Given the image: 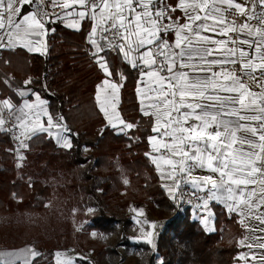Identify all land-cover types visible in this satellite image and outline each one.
I'll return each mask as SVG.
<instances>
[{
  "label": "snow or ice",
  "instance_id": "6c2138e0",
  "mask_svg": "<svg viewBox=\"0 0 264 264\" xmlns=\"http://www.w3.org/2000/svg\"><path fill=\"white\" fill-rule=\"evenodd\" d=\"M28 5L34 10L24 12ZM257 5L264 9V0H253L251 9L238 0H176L175 4L169 0H0V48L14 47L19 42L30 51H46L39 38L50 31L46 24L54 22L52 15L58 20L76 17L68 26L77 29L79 21H94L89 40L96 49L93 56L106 76L126 78L99 55L105 47L116 51L140 74V110L144 116L154 118L152 131L157 135L150 137L149 142L153 151L160 153L151 159L161 171V178L172 181L165 187L173 199L181 183L190 184L193 195L203 201L206 210L211 200L223 203L229 212L239 214L240 223L247 230L264 232V228L245 224V220L254 219L264 225V212L260 211L264 208V11L257 13ZM49 8H59L62 15L50 13ZM233 9L236 15L246 17L244 22L228 19ZM177 11L183 14L184 23H180V16H173ZM254 19L259 26L250 23ZM207 32L227 39L216 40L203 34ZM169 33L175 35L171 43ZM98 34L107 41L106 46L98 42ZM241 36L248 38L240 39ZM237 43L247 45L254 55L242 47H229ZM217 52L222 53V58L208 59ZM226 64L239 65L240 74L223 67L219 72L212 71L214 66ZM204 72L211 75L198 74ZM253 85L260 90L254 91ZM121 87L123 84L105 79L98 93L110 90V94L104 100L98 94L97 101L110 126L118 123L123 126L121 131L131 130L135 125L122 119L117 111ZM25 94L20 92L21 96ZM36 99L37 104L25 101L24 105L29 110L39 109L30 128L27 113L21 109L16 116L17 126L24 129L22 134L46 132L52 136L53 128L70 131L66 125L54 122L46 101L39 95ZM0 104L13 108L9 100ZM41 115L47 116L46 126ZM5 122L0 118V130ZM55 135L63 147H72L59 131ZM21 146L27 147L23 141ZM162 165L168 167L166 174ZM197 168L210 174L194 176ZM146 236L147 242L152 243V233ZM256 239L261 242L240 243L264 249V237ZM252 259L257 257L253 255ZM260 260L264 264V254Z\"/></svg>",
  "mask_w": 264,
  "mask_h": 264
},
{
  "label": "trees",
  "instance_id": "16d2710c",
  "mask_svg": "<svg viewBox=\"0 0 264 264\" xmlns=\"http://www.w3.org/2000/svg\"><path fill=\"white\" fill-rule=\"evenodd\" d=\"M48 28L52 33L46 54L3 51L0 100L10 98L18 104L15 92L29 87L47 102L53 120L70 129L67 134L72 147L60 146L47 133H39L27 140L24 164L19 169L12 140L0 130V217L52 213L61 205L84 213L88 208L94 211L84 229L68 227L46 240L41 238L38 224L16 222L11 217L0 226V245L19 249L31 244L44 256L33 264H56V251L81 242L97 263L79 259V264H100L107 258L116 262L120 257L117 249L131 247L133 220L126 209L135 202L171 216L157 236L150 264H155L156 256L161 264H235L243 251L239 240L244 228L238 218L221 205L211 204L215 231L209 233L190 211H180L177 195L173 199L162 185L150 156L153 118L141 113L136 96L138 70L118 53L102 52L109 67L126 77H111L123 84L122 119L135 125L121 134L107 123L96 102L97 87L105 74L87 42L90 25L85 21L79 31H72L55 22ZM18 55L25 56V67L11 62L5 65L9 57ZM6 70L12 75L7 83L2 79ZM28 80L31 83L26 85ZM86 150H90L89 155ZM92 232L114 235L117 240L110 248L100 240L90 241Z\"/></svg>",
  "mask_w": 264,
  "mask_h": 264
},
{
  "label": "rangeland",
  "instance_id": "374dc122",
  "mask_svg": "<svg viewBox=\"0 0 264 264\" xmlns=\"http://www.w3.org/2000/svg\"><path fill=\"white\" fill-rule=\"evenodd\" d=\"M60 11L58 12L59 14ZM52 17H54V20L56 19L55 15H52ZM37 111H39V109L37 108L31 110L29 113L30 118L35 119L34 114ZM15 116H17L16 113ZM45 118H47V116L41 115L40 117L42 122L43 119ZM44 124L46 126L47 121ZM18 130L19 132L22 131L21 129ZM52 130H57L55 133L59 131L60 135L64 136L69 140L67 132L60 131L56 128H53ZM23 136H24V141L29 140V138H26L27 134ZM53 137L57 140V136L55 134H53L52 138ZM24 144L26 145V143ZM58 145L62 146L61 143H58ZM24 149L25 147H23L22 150L16 152L17 155L16 157L18 161L17 168L19 169H21L24 164L23 163L25 158V155L23 153ZM85 154L89 155L90 150H86ZM21 157L23 158L21 159ZM176 195L179 204L180 189L175 192V196ZM170 196L173 197L172 195ZM211 204L221 205L226 209L229 215L236 216L238 218V222L240 223L241 217L237 212H229L227 207L223 203H219L215 200H211L209 201V206L205 214H203L201 217L192 215V218L198 221L199 224L202 226V228L207 232L211 233L215 231V225H214L215 215L213 210L211 209ZM63 207L64 206L61 205L58 208H56V210L54 208L52 213L47 212L45 214H37L32 212H26L24 214H17L15 217L14 216L11 217L14 218L15 219L14 221L16 222L38 224L40 226L41 238L43 240H46L52 238L55 234H57V232L64 231L68 227H71L72 229L75 228L76 230L84 229V226L89 223V219L94 211L93 208H88V210H86V213H84L77 208L65 209ZM141 210H143V214H140ZM260 211L264 212V208H261ZM209 213H211V216H209ZM126 215L131 217L133 220V225L131 227L130 237H129L131 247H129L128 249H124V247L122 246L119 247L117 250L120 254V257L116 259L117 260L116 262L115 260L113 261L111 258H107L100 264H150L149 260H150V256L154 252L157 235L164 227L165 222L171 219L170 215L167 214L162 215L161 213H159L158 210L152 211L149 208V206L145 203H135V202L131 203V205L126 209ZM83 216L84 218H82ZM11 217L10 216L0 217V226L5 223H8ZM205 220L208 221L207 225L205 224ZM245 224H251L253 227L256 228H264V225L259 224V221H256L254 219L245 220ZM153 225H155V227H153ZM242 227L244 228V235L239 240V247L243 248V251L242 254L239 256L238 261L235 264H261L260 256L264 254V249L258 247L249 248L245 245L248 243L255 245L261 242L256 238L264 237V232L256 231L253 233L247 230L243 225ZM209 228H211L212 230H209ZM148 232L152 233V237H151L152 243L147 242L148 238L146 236V233ZM92 233H90L91 234L90 241L100 240L110 248L114 246L117 240L114 235L108 236V235H98L96 232H92ZM241 240H245V245H242L240 243ZM83 245H84L83 243L77 242L75 247L71 249L56 251L54 256L55 263L58 264L59 262V264H68V262L71 261L72 264H79L78 262L79 259L89 260L92 263H97L95 261V258L91 255V252L85 250ZM57 253L60 254L59 257H57L56 255ZM253 255L257 257L256 260L252 259ZM241 257H246V258L242 259ZM43 258L40 257L39 261H42ZM155 264H161V259L159 258V256H156Z\"/></svg>",
  "mask_w": 264,
  "mask_h": 264
},
{
  "label": "crops",
  "instance_id": "0c3cea01",
  "mask_svg": "<svg viewBox=\"0 0 264 264\" xmlns=\"http://www.w3.org/2000/svg\"><path fill=\"white\" fill-rule=\"evenodd\" d=\"M248 1L249 0H238V2H241V3H244V4H248ZM169 3L175 4L176 3V0H169ZM258 7L261 9V7L259 5H258ZM32 10H34V9H33V7L31 5L25 6L24 9H23L24 12H28V11H32ZM53 10L54 9H51V8L47 9V11H49L50 13H52ZM261 11H264V9H261ZM60 14L62 15L61 11H60ZM173 16H180L181 17L180 23H184L183 14L181 12L177 11V12L173 13ZM75 19H77V18L76 17H70V18L63 19V20H58V19H55L54 20V17H52V20L54 21L53 23L60 22L64 27H66L67 29L72 30V31H79L82 28L83 23L86 21L90 25V33H91L92 27L94 26V23H95L94 21L88 22L87 21V18H86V19H84L82 21H79V28L78 29L77 28L69 27L68 24H70ZM48 24H50V23H48ZM48 24H46V27L47 28H48ZM49 29H50V31H48V33H47L46 36L39 38V39H42L44 41V44L46 45L47 49H48V37L52 33L51 28H49ZM90 33H89V35H90ZM203 34L204 35L211 36L212 38H214L216 40H224V39H227V37H225V36H221V35H218V34L212 33V32H207V33H203ZM245 38H248V37H246V36H241L240 37V39H245ZM33 39H37V38H33ZM96 39L99 42V34L96 37ZM168 40H169L170 43L175 40L174 33H169ZM87 42H88L89 46L92 48V53H94L96 49H95V46L93 44H91V42L89 40V36H88V41ZM240 47L244 48L246 51H248V52H250V53H252L254 55V52L252 51V49H249L247 45H241V44H239V47L238 48H240ZM17 49L23 50L24 51V54H26V55L27 54L44 55L47 52V50L46 51H43V50L42 51H34V50L33 51H30L28 47H24L22 45V43H19V42L14 47H4L3 48V51H5L7 53H12V52H14ZM100 54H101V56H103L102 55V52ZM24 57L25 56H23V55L11 56V57H9V60H7V62L5 63V65H8L11 62V65H14V66L15 65H18L19 67H20V65H23V67H25V60H26V58H24ZM213 58H217V59L222 58V53L217 52V53H214V56L213 57H208V59H213ZM126 63H127V61H126ZM128 65L130 66V64H128ZM185 71H187V69H185ZM212 71L218 72L215 67H213ZM5 74H7L6 77H3L2 79H3L4 82L7 83L8 82L7 78H12V75L9 74V71L8 70L5 71ZM198 74L200 76H202V77H206V76H210L211 75L210 72H204V73H198ZM139 76H140V74H139ZM105 79H110L113 82L119 83V82L111 79V77L106 76V74H105L104 80ZM103 81L98 85V87H97V93H96V102H97V105H98L99 110H100V103L97 101V95L99 94L101 96V100H104L106 98V96H108L110 94V90L107 93H98V88L103 86ZM138 83H139V78H138V81H137V84H136V96H137V100H138L139 105H140V101H139V98H138V95H137ZM21 91L25 92L26 94L24 96H21L20 95V92ZM120 92H121V88H120V91H119V103L117 105V111L119 112V114H120V111H119ZM15 93H16L18 99H19V103L18 104L14 103V101L12 99H10V98H5L3 100H0V102H2L4 100H9V102L13 105V108L11 109V111H13L14 114L16 113L17 116L20 115V110L21 109L23 110L24 113H27L28 114V118H29L28 119V125H27V127L30 128L32 126L31 123L33 122L34 119L33 118H30L29 113H30L31 110H29L28 108H26L24 105H25V101H27V103H29V104H33V105L37 104L38 101H37L36 97H37L38 94L37 93H32V91H31V89L29 87H25L23 89H20V90L16 91ZM220 95H229V94H227V93H220ZM40 99L43 100L41 97H40ZM45 106L47 107V103H46ZM47 109H48V107H47ZM2 110H3V106H2V104H0V118H1V113H2L1 111ZM109 111H111V109H109ZM101 113L103 114V116L105 118L104 113L102 111H101ZM120 116H121V114H120ZM121 118H122V116H121ZM46 121H47V118L43 119V123H46ZM106 121L108 123V120L107 119H106ZM18 124H19V121H18ZM153 126H154V118H153ZM122 127H123L122 125H119L117 123V126L116 127H113V128H116L118 133H121V134H124L125 133L126 134L129 130L128 129H125L124 131H121V128ZM19 129H21V128H19ZM21 130L24 132V129H21ZM22 131H20V132L22 133ZM56 131L57 130H52V132L54 134H55ZM39 133H43V132H38L37 134H39ZM25 134H27V136H30V137L35 136V135H31V133H25ZM25 134H23V135H25ZM52 136H50V137H52ZM152 136H155V132H154V134ZM53 139L57 143V140L54 137H53ZM150 149H151V152H150V156L151 157L152 156H158L159 155V153H156V152L153 151L151 144H150ZM154 165L156 166V164H154ZM162 167L164 169V174H166L167 171H168V167L166 165H162ZM158 173H159V176L161 178V175H162L161 171H158ZM209 174L210 173L206 169H199V168L195 169L194 172H193V175L194 176H205V175H209ZM161 182H162V185L164 186V188L166 190H167V188L165 187V185L166 184L167 185H171L172 184V181L166 180V179H162V178H161ZM168 194H169V192H168ZM130 230H131V228H130ZM32 252H36V253H38V255H36L35 257H33L32 254H31ZM40 257H41V254L31 244H27V245H25V246H23L22 248H19V249H9V248H6L5 246L0 245V264H33L35 261H39Z\"/></svg>",
  "mask_w": 264,
  "mask_h": 264
},
{
  "label": "built area",
  "instance_id": "2783aa9c",
  "mask_svg": "<svg viewBox=\"0 0 264 264\" xmlns=\"http://www.w3.org/2000/svg\"><path fill=\"white\" fill-rule=\"evenodd\" d=\"M253 0H249L247 6L249 7V9H251ZM60 11L59 8H55L53 10L54 13H58ZM52 12V13H53ZM256 12L260 13L261 9L258 7H256ZM175 17V16H174ZM229 20L235 19L237 21V23H242L245 21L246 17L243 16H238L235 14V9L232 10V15H229L228 17ZM88 22H92L91 19L87 18ZM251 24L255 25V26H259V21L258 20H252L250 21ZM234 38L236 36L235 33L231 34ZM99 43H101L102 45L107 44V41L105 40H99ZM230 47H239V43L232 45H229ZM3 48H0V59H2V55H3ZM106 53H111V54H117L116 51L114 50H110L107 47H105V51ZM216 68V70L219 72L221 71V68H226L228 70H235L237 71V74L239 75V65H232V64H226L223 66H214ZM258 75V73H257ZM249 83H251L249 81ZM253 90L254 91H259L260 89L255 87L253 85ZM1 118H3L6 122L5 124L2 126V130L9 134L11 140H12V144H13V151H20L22 150L23 146H21V141H23V143H26L27 141H24V136L21 132H19V128H18V121L16 120V116L14 114L13 111L3 108V110L1 111ZM157 135V133H155V136ZM18 137V139H17ZM163 151V150H162ZM160 154V153H159ZM194 189L191 188V185H185V184H181V188H180V196H179V208L180 211H190V213L193 216H197V217H201L203 214H205L207 212V210L203 207V201L202 200H198L196 198V195H193ZM197 195L203 197L206 194L205 193H197Z\"/></svg>",
  "mask_w": 264,
  "mask_h": 264
}]
</instances>
